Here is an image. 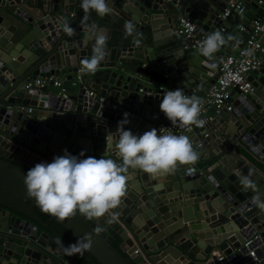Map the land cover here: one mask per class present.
I'll return each mask as SVG.
<instances>
[{
    "label": "water",
    "instance_id": "95a60500",
    "mask_svg": "<svg viewBox=\"0 0 264 264\" xmlns=\"http://www.w3.org/2000/svg\"><path fill=\"white\" fill-rule=\"evenodd\" d=\"M228 1L107 0L112 12L101 17L95 11L86 14L81 0H0V264H83L76 256L63 259L49 234L13 209V198L39 207L27 194L24 176L65 150L81 159L104 156L119 163L118 122L127 119L125 129L142 135L163 122L159 105L165 89L192 93L196 79L202 85L196 97L204 95L218 76L217 67H207L199 49L185 47L173 30L184 11L201 32L218 31ZM127 23L134 25L132 35L125 33ZM235 31L240 42L231 38ZM95 33L107 36V55L94 75L82 76L81 62L92 56ZM221 33L226 43L220 49L227 52L244 41L237 28L224 26ZM116 35L118 43L109 45ZM67 73L68 78L81 76L74 98L46 86L22 87L39 75ZM248 80L254 94L242 99L233 88V109L213 111L204 127L182 133L193 142L199 162L205 166L209 161L207 166H180L165 176L130 169L118 215L115 220L102 217L99 234L95 220L79 214L63 222L48 218L76 240L89 237L87 251L100 264H216L215 251L223 256L219 264H253L238 249L254 232L264 252V212L250 203L256 194L264 199V169L258 165V159L264 163V112L255 97L259 93L264 99V59ZM88 88L92 95L86 94ZM250 171L257 193L239 184V175ZM114 239L121 241L118 247ZM134 243L147 263L133 253Z\"/></svg>",
    "mask_w": 264,
    "mask_h": 264
},
{
    "label": "clouds",
    "instance_id": "9594fccd",
    "mask_svg": "<svg viewBox=\"0 0 264 264\" xmlns=\"http://www.w3.org/2000/svg\"><path fill=\"white\" fill-rule=\"evenodd\" d=\"M81 7L87 14L95 11L98 16H105L112 12L107 0H81ZM134 25H125L126 35H132ZM65 31L71 35L72 29L68 26ZM226 43L224 35L214 31L207 35L199 45V53L205 57L206 66L214 68L212 61L215 53ZM107 36L94 34L92 56L81 62L80 74L94 75L101 62L107 55ZM160 111L171 122L181 128L202 126L200 119L201 101L196 96L184 94L182 88L169 90L163 95L159 105ZM128 116L127 113L124 114ZM127 119L118 122L116 132V155L120 162L111 158L97 159L92 156L78 158L67 153L55 156L52 162H40L30 168L24 176L28 196L34 198L40 210L55 217L60 222L71 219L79 214L85 219L98 220L106 215L115 220L118 213L115 211L122 204L126 195L128 172L130 169L140 170L153 176H165L174 173L180 166H192L199 161V153L193 142L186 135H175L171 132L162 134L163 129L152 128L142 135H135L125 129ZM108 143V139L106 138ZM84 153L81 152L80 156ZM252 172L239 175L241 188L248 192H258L257 185L252 179ZM215 182V177H209ZM250 203L264 212V199L260 194L253 195ZM104 228L97 226L94 232L99 234ZM57 243L67 256L82 255L90 250L92 240L85 236L67 246L63 241Z\"/></svg>",
    "mask_w": 264,
    "mask_h": 264
},
{
    "label": "built area",
    "instance_id": "2783aa9c",
    "mask_svg": "<svg viewBox=\"0 0 264 264\" xmlns=\"http://www.w3.org/2000/svg\"><path fill=\"white\" fill-rule=\"evenodd\" d=\"M245 0H229L226 7L220 15V18L225 20L229 18L234 11L240 10L244 5ZM257 6L261 9L258 14H255L249 21L238 23L236 28L244 34V41L241 46H237L235 50L227 52L223 49L218 50L214 58L217 62L218 76L216 80L209 86L205 94L200 96L201 113L200 119L203 121L202 126H191V128H181L177 125H171L170 121L161 122L155 128L163 129L162 134L171 132L175 135L191 131L195 128H202L211 119L210 111L218 112L225 108L226 110L233 109L234 99L231 96L233 88L239 91L237 96L244 99L249 93L254 94L255 88L248 80V75L251 71L259 69L264 59V0H257ZM224 30V26L218 29L219 32ZM174 34L180 38L185 47L198 48L200 43L206 39V33L200 31V27L196 24L194 18L187 12L181 11L177 16L176 26L173 30ZM81 81L80 74L74 78H66L64 76H55L52 74L36 76L25 80L22 87L25 89H36L52 85L58 88V94L63 98L68 99V86L76 85ZM159 88H164L159 85ZM141 90V89H140ZM170 89H165V93ZM184 91V90H183ZM192 93L184 91L185 95L194 96ZM87 95H92L93 90H87ZM103 99V97H100ZM30 107H26V111H30ZM261 111L264 112V103L261 104ZM253 148V147H252ZM262 244L261 237L258 233H251L245 238V241L238 249L243 256L249 257L253 264H263L264 257L260 255L259 248ZM134 254L141 255L145 263V259L141 248L134 243ZM216 264L223 259L222 255H218Z\"/></svg>",
    "mask_w": 264,
    "mask_h": 264
},
{
    "label": "crops",
    "instance_id": "0c3cea01",
    "mask_svg": "<svg viewBox=\"0 0 264 264\" xmlns=\"http://www.w3.org/2000/svg\"><path fill=\"white\" fill-rule=\"evenodd\" d=\"M244 7H245V11H247V12H249L250 14L249 15H247L246 13H245V11L243 12V11H241V10H238V11H240L241 13H239V12H237V11H234L233 13H232V15L229 17V18H227V19H225L224 20V22H223V26H227V27H229L230 29H234V28H236V26H237V24L238 23H244V22H247L246 21V17L247 16H249V19L250 18H252L255 14H258V12L261 10L258 6H255L254 5V3L252 2V0L250 1V2H244V5H243ZM238 30V29H237ZM112 32H113V34L112 35H114V30H112ZM239 33L237 32V31H235V33L232 35V39H233V41L234 42H240L241 41V39L237 36ZM118 37V35H116V36H113V41H111V39H110V41H109V45H114V44H117L118 43V41H119V38H117ZM179 39V41L183 44V42H182V40L180 39V38H178ZM111 43V44H110ZM237 47V46H236ZM236 47H234L233 48V50H235L236 49ZM224 50V49H223ZM232 50V51H233ZM212 63L213 64H215V66L217 67V62H216V60H215V58L213 57V60H212ZM70 74H60V75H55V76H64V77H66V78H68V76H69ZM76 75L77 74H75V73H73L72 75H71V78H74V77H76ZM80 83V82H79ZM79 83H77L76 85H69L68 86V91H67V94H68V98H74L76 95H77V93H78V89H79ZM165 86H168V85H165ZM193 89H194V92H193V95L194 96H197V95H199V90L202 88V85H200L199 84V81L198 80H196V79H194V81H193V83L190 85ZM46 87H47V89L49 90V91H54V92H56L57 94H58V92H59V90H58V88H56V87H54V86H52V85H46ZM169 87V86H168ZM87 90H91L90 88H88ZM255 97L257 98V99H259V101H260V103L261 104H263L264 103V99H263V97L259 94V93H256L255 94ZM210 113H212V111H210ZM39 114L40 115H42V114H46V111H43V110H40L39 111ZM166 121H169L165 116H164V119H163V122H166ZM158 124H156V126H157ZM155 126V127H156ZM258 161H259V163H258V165H259V167H261L262 169H264V163H262V162H260V160L258 159ZM200 164V166H201V168H204L205 166H207L208 164H209V161H205V166H203V164H201L199 161L197 162V164ZM12 195L13 196H16V195H14L13 193H12ZM13 201H12V203H13V205H11V204H9V205H11L12 207H13V209H15V210H18L17 212H18V214H20L23 218H25L26 220H29L30 222H32V223H34V224H36V225H38V227H39V231H45V224H47L46 222H45V220H43V219H41L40 218V216H39V213H38V211L37 210H34V207L32 208V206H31V204H30V201L29 200H27L26 198H20V199H16V198H13L12 199ZM32 209V210H31ZM35 212V214L33 213V212ZM95 220V223H96V225L97 226H100V227H102L103 228V222H104V220H103V218H100V219H98V220H96V219H94ZM40 221L41 222H44L43 224L42 223H40ZM46 232V231H45ZM47 233V232H46ZM50 236V238L52 239V236L51 235H49ZM114 240H117L118 241V244H120V240L119 239H114ZM53 246H54V250L55 251H59V250H61V251H63V249H62V247L57 243H53ZM215 253L216 254H218L219 255V253H217V251H215ZM62 255H63V259H67V258H69L70 256H67V255H65L64 254V252L62 253ZM260 255L262 256V257H264V252H260ZM75 256V255H74ZM77 257V256H76Z\"/></svg>",
    "mask_w": 264,
    "mask_h": 264
},
{
    "label": "trees",
    "instance_id": "16d2710c",
    "mask_svg": "<svg viewBox=\"0 0 264 264\" xmlns=\"http://www.w3.org/2000/svg\"><path fill=\"white\" fill-rule=\"evenodd\" d=\"M41 219L47 223L45 231L52 236V239L57 244V241H63V245L67 246L75 243L77 240L70 234L61 224L57 223L54 219H49L47 214L42 212L39 207H35ZM113 246L118 247L117 240H111ZM83 264H100L88 251L83 252L82 255H75Z\"/></svg>",
    "mask_w": 264,
    "mask_h": 264
}]
</instances>
